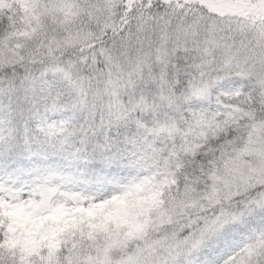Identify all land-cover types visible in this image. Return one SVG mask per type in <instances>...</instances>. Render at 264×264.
Here are the masks:
<instances>
[{"label":"snow or ice","instance_id":"6c2138e0","mask_svg":"<svg viewBox=\"0 0 264 264\" xmlns=\"http://www.w3.org/2000/svg\"><path fill=\"white\" fill-rule=\"evenodd\" d=\"M0 264H264V0H0Z\"/></svg>","mask_w":264,"mask_h":264}]
</instances>
